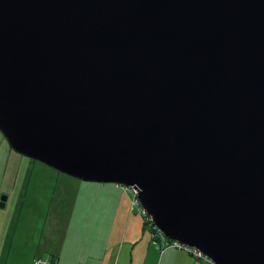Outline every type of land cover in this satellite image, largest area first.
Wrapping results in <instances>:
<instances>
[{"label":"water","instance_id":"1","mask_svg":"<svg viewBox=\"0 0 264 264\" xmlns=\"http://www.w3.org/2000/svg\"><path fill=\"white\" fill-rule=\"evenodd\" d=\"M0 130L134 186L214 264H264V0H0Z\"/></svg>","mask_w":264,"mask_h":264},{"label":"crops","instance_id":"2","mask_svg":"<svg viewBox=\"0 0 264 264\" xmlns=\"http://www.w3.org/2000/svg\"><path fill=\"white\" fill-rule=\"evenodd\" d=\"M35 160L18 207H8L10 193L0 206V264H32L46 253L50 264H212L185 248L163 247L160 236L155 240L146 215L119 182L70 175L73 183H64L60 199L61 171Z\"/></svg>","mask_w":264,"mask_h":264},{"label":"rangeland","instance_id":"3","mask_svg":"<svg viewBox=\"0 0 264 264\" xmlns=\"http://www.w3.org/2000/svg\"><path fill=\"white\" fill-rule=\"evenodd\" d=\"M36 162L37 161L35 160V158L14 149L11 146L8 138L0 130V198L4 194L7 196L9 193L11 194L10 199H7V201H9L8 207L12 206V208H16L18 207V204L20 202L19 200L22 201L23 192L26 189L27 184H29L30 182L28 181V179L32 178L33 171L38 166ZM58 173L59 174L56 177V179H57L58 188H60L59 189V193H60L62 191L61 187L63 188V191L68 189L64 183L67 184L69 182H72V180L69 178L72 176L62 171ZM72 178L79 181V178L78 179L76 177H72ZM88 181H92V180H88ZM17 193L20 194L21 197H18L19 195H17ZM58 196L61 199L62 194L60 193ZM132 199H133V195H132ZM73 200H74L73 195L67 197L68 204L72 203ZM18 213L19 212L15 210V216L18 215ZM54 218L55 217H53V219ZM48 228L49 227H47L46 230H48ZM45 255L44 257H46L50 261L51 258L47 257L48 254L46 253ZM205 261L210 262L209 260H205ZM210 263L214 264V262H210Z\"/></svg>","mask_w":264,"mask_h":264},{"label":"built area","instance_id":"4","mask_svg":"<svg viewBox=\"0 0 264 264\" xmlns=\"http://www.w3.org/2000/svg\"><path fill=\"white\" fill-rule=\"evenodd\" d=\"M121 185H122L124 190L131 191V193L133 195V199H132L133 205L137 206L138 209L146 215L147 222H148L150 231L153 234L154 239L156 240V237L160 236V238H162L163 247L171 246V245L182 247V248H185L188 251H190L196 257H199V258H202L205 260H209L210 262H213V260L207 254L202 252L198 247L183 243L177 239L170 238L166 234H164V232L155 224L151 215L147 212L146 208L141 203V201L138 197L137 189L134 188V186H132V185H127L124 183H121ZM32 264H50V261L42 255H36L32 260Z\"/></svg>","mask_w":264,"mask_h":264}]
</instances>
